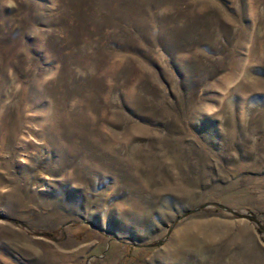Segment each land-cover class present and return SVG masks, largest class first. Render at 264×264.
I'll use <instances>...</instances> for the list:
<instances>
[{
	"label": "rangeland",
	"instance_id": "374dc122",
	"mask_svg": "<svg viewBox=\"0 0 264 264\" xmlns=\"http://www.w3.org/2000/svg\"><path fill=\"white\" fill-rule=\"evenodd\" d=\"M0 264H264V0H0Z\"/></svg>",
	"mask_w": 264,
	"mask_h": 264
}]
</instances>
